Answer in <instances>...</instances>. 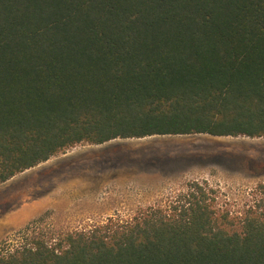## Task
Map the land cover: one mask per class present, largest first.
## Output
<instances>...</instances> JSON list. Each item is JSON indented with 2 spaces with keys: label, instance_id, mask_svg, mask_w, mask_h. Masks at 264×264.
<instances>
[{
  "label": "trees",
  "instance_id": "trees-1",
  "mask_svg": "<svg viewBox=\"0 0 264 264\" xmlns=\"http://www.w3.org/2000/svg\"><path fill=\"white\" fill-rule=\"evenodd\" d=\"M192 133L264 136V0H0V183L82 143ZM247 205L194 180L89 229L30 223L0 264H264V182Z\"/></svg>",
  "mask_w": 264,
  "mask_h": 264
},
{
  "label": "rangeland",
  "instance_id": "rangeland-1",
  "mask_svg": "<svg viewBox=\"0 0 264 264\" xmlns=\"http://www.w3.org/2000/svg\"><path fill=\"white\" fill-rule=\"evenodd\" d=\"M194 180L243 210L264 182V136L169 134L76 145L0 183V242L30 223L29 232L66 233L128 218Z\"/></svg>",
  "mask_w": 264,
  "mask_h": 264
}]
</instances>
